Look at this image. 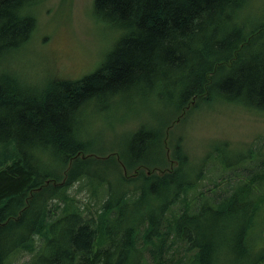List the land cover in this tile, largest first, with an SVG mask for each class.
<instances>
[{
	"label": "trees",
	"instance_id": "1",
	"mask_svg": "<svg viewBox=\"0 0 264 264\" xmlns=\"http://www.w3.org/2000/svg\"><path fill=\"white\" fill-rule=\"evenodd\" d=\"M36 1L0 0V55L28 40ZM262 6L264 0H92L93 15L120 31L94 70L50 78L38 91L0 72V264H146L145 252L149 264H221L222 223L229 233L236 223L230 243L245 257L239 244L264 201V192L254 194L264 171L241 178L217 201L199 191L192 202L187 194L201 167L189 170L178 139L169 154L165 143L172 120L213 100L264 113ZM140 88L172 115L137 125L121 150L100 153L119 172V189H111L91 169L96 159L81 116L93 103ZM80 180L99 200L94 215L83 216L68 194ZM170 247L181 249L171 263ZM23 253L29 260L16 262Z\"/></svg>",
	"mask_w": 264,
	"mask_h": 264
},
{
	"label": "rangeland",
	"instance_id": "2",
	"mask_svg": "<svg viewBox=\"0 0 264 264\" xmlns=\"http://www.w3.org/2000/svg\"><path fill=\"white\" fill-rule=\"evenodd\" d=\"M31 11L35 17L32 33L23 45L0 55V72L12 74L22 86L35 91L50 78L77 79L91 72L120 35L117 28L93 15L92 0H37ZM261 12H264V6L259 9L258 17ZM149 92L144 88L132 95L122 92L99 104L93 103L89 113L80 117L87 132L89 151L96 159L91 169L100 171L111 189H119L116 184L119 172L111 165L107 166L103 160L105 156L100 153L121 150L127 132L137 125H149L153 121L161 124L172 115L171 107L153 98ZM208 103L201 104L199 109L188 110L176 121L169 118L172 122L167 135L169 145L165 143L166 154L178 139L189 158V170L196 172L201 167L202 176L196 179L195 188L187 194L192 202H196L199 191L202 196L217 201L241 178L264 171V113L239 103L221 100ZM250 150L258 153L251 157ZM82 182L72 184L68 194L86 217L94 215L99 200L95 202V198L90 197L87 185ZM214 182L217 185L212 188ZM254 187V194L263 193L264 180L255 181ZM104 196L99 195L100 198ZM181 206V203L172 205L170 212L176 214ZM258 211L239 244L245 250V257L234 254L230 243L234 239L232 225L235 228L236 223H231L230 233L222 223L221 264H264V201ZM180 253V247H170L166 252L168 261L173 262ZM145 255L146 264H149L148 253ZM29 257L23 253L16 262L29 260Z\"/></svg>",
	"mask_w": 264,
	"mask_h": 264
}]
</instances>
